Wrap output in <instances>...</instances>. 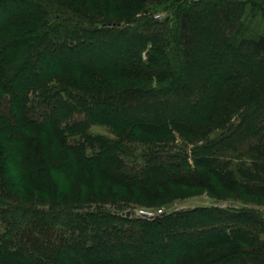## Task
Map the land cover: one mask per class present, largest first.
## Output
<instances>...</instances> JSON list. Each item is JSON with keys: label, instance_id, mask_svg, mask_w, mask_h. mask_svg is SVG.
<instances>
[{"label": "trees", "instance_id": "obj_1", "mask_svg": "<svg viewBox=\"0 0 264 264\" xmlns=\"http://www.w3.org/2000/svg\"><path fill=\"white\" fill-rule=\"evenodd\" d=\"M136 190L264 206V0H0V264H264L253 208L84 211Z\"/></svg>", "mask_w": 264, "mask_h": 264}, {"label": "rangeland", "instance_id": "obj_2", "mask_svg": "<svg viewBox=\"0 0 264 264\" xmlns=\"http://www.w3.org/2000/svg\"><path fill=\"white\" fill-rule=\"evenodd\" d=\"M166 14V12H161L155 14L154 17L156 19H161ZM91 132L93 134H101L112 137L108 130L101 126H93L91 128ZM114 191L120 192L121 194L124 193L118 188H116ZM217 193H219V191ZM130 194L127 195L128 199L122 197L110 199L109 201H106L108 203L92 204L88 207H85L84 211L96 209L97 211L99 210L103 212H109L124 217H127L126 213L129 211L130 215L127 218L152 221L158 217H162V214L164 213L169 214L177 211L193 209L196 207H220L224 209L253 208L257 210L256 216L259 218V220H264V206L261 205V207L258 204L255 205L244 203L245 200L239 198L236 199V197L228 200H219L221 198L225 199L229 196H219V194H216V192L212 193L209 190H200L187 193L172 192L167 193L166 195L159 194L152 197L142 194L137 190ZM142 213H147L152 217L146 219Z\"/></svg>", "mask_w": 264, "mask_h": 264}, {"label": "built area", "instance_id": "obj_3", "mask_svg": "<svg viewBox=\"0 0 264 264\" xmlns=\"http://www.w3.org/2000/svg\"><path fill=\"white\" fill-rule=\"evenodd\" d=\"M161 214H162V213H161ZM161 214H160V215H161ZM142 215L144 216V218L146 217V219H147V218H151V217H152V216H150V215H149V214H147V213H142Z\"/></svg>", "mask_w": 264, "mask_h": 264}, {"label": "water", "instance_id": "obj_4", "mask_svg": "<svg viewBox=\"0 0 264 264\" xmlns=\"http://www.w3.org/2000/svg\"><path fill=\"white\" fill-rule=\"evenodd\" d=\"M130 215V212L128 211L127 213H126V216L128 217ZM164 215H166L165 213L164 214H162V216H164Z\"/></svg>", "mask_w": 264, "mask_h": 264}]
</instances>
